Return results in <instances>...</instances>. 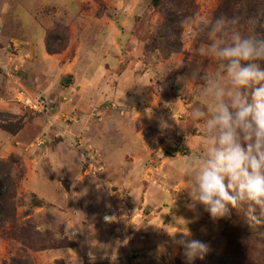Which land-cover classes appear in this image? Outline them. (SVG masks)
Listing matches in <instances>:
<instances>
[{
	"label": "rangeland",
	"instance_id": "rangeland-1",
	"mask_svg": "<svg viewBox=\"0 0 264 264\" xmlns=\"http://www.w3.org/2000/svg\"><path fill=\"white\" fill-rule=\"evenodd\" d=\"M160 1L0 0V31L9 44L7 63L0 65V99L8 104L0 110V130L19 134L23 150L32 151L30 160L45 158L41 169L51 182L36 187L38 171L28 160L0 156L19 162L4 183L12 198L8 212H0V264H44L53 252L62 258L52 264H186L172 242L180 232L209 244L204 259L193 264H264L262 219L252 222L246 210L232 209L213 220L203 207L198 213L186 207L183 165L203 141L202 124L191 117L200 82L177 77L215 65L200 56L201 40L187 27L178 51L167 57L159 49L145 51L170 8L168 0ZM184 2L190 7L184 18H193L194 28L216 16L222 0ZM98 69L104 85L73 107L70 88ZM127 69L147 81L153 105L143 100L140 80L127 78L121 81L130 106L112 99L116 76H128ZM19 89L45 98L48 112L31 114L18 105ZM83 116V130L102 134L100 147L71 136ZM161 120L170 127L162 130ZM50 152L58 162H50ZM36 188L50 191L54 201Z\"/></svg>",
	"mask_w": 264,
	"mask_h": 264
},
{
	"label": "clouds",
	"instance_id": "clouds-1",
	"mask_svg": "<svg viewBox=\"0 0 264 264\" xmlns=\"http://www.w3.org/2000/svg\"><path fill=\"white\" fill-rule=\"evenodd\" d=\"M180 21L193 38L201 40L198 52L215 65L212 71L191 68L177 80L199 81L198 106L191 112L202 124L199 152L183 165L189 185L186 207L198 213L203 207L213 220L246 210L255 223L264 219V35L256 32L254 17L233 13ZM172 119L174 117L172 116ZM162 130L170 125L161 120ZM259 209V218L254 215ZM186 264L203 260L209 244L190 232L173 235Z\"/></svg>",
	"mask_w": 264,
	"mask_h": 264
},
{
	"label": "crops",
	"instance_id": "crops-1",
	"mask_svg": "<svg viewBox=\"0 0 264 264\" xmlns=\"http://www.w3.org/2000/svg\"><path fill=\"white\" fill-rule=\"evenodd\" d=\"M0 37L3 38L5 41V38H4V36H2L1 31H0ZM11 42L14 46H16V45L18 46V44L15 43L14 39L11 40ZM8 46H9L8 42H6V41L3 42L0 39V65H3V63H5V64L7 63L6 58H7ZM41 49H42V46H41ZM19 51L20 52L25 51L24 46L19 47ZM128 71H131V70L127 69L126 72H128ZM102 74L103 73L100 69L92 71V73L88 72L87 77H90L91 80L89 78L85 79V81L81 83L80 87H77V84H78L77 81H76V83H74L73 87L70 88V97L75 102V105L73 104L74 105L73 107L77 108V104L80 105L81 103L87 101L88 93L93 90L92 88L94 86H96V88L98 89V87H101L104 85V80L106 78L103 77ZM94 77L95 78L97 77L98 81H94ZM116 78H117V85L115 86L114 90H112L111 93H112V99H114L115 103H117L118 105L130 106V104H131L129 96L126 94V92H127L126 87L127 86H125L123 84V82L121 81L123 78H127L129 82H131V81L132 82H134V81L138 82V80H140V83L143 84V87H142V89H143V92H142L143 100L145 102H148V104H150V105L151 104L153 105V103L156 102V99L152 98L153 95H152V93H151V91L147 85V81H145L143 78H136L132 71L130 74L128 73V76L121 74L119 76H116ZM76 80H77V78H76ZM92 82H96V84L92 85L91 84ZM75 88H76V90H75ZM17 107H19V106H17ZM5 109L8 110V104L5 101L0 99V110H5ZM86 119H87V117L83 116L81 121L78 122L77 126H74L75 128L71 129V130H73L72 132H70L71 136L80 135L84 139H87L88 141H92L93 143H95V145L97 147H100L101 146V143H100L101 140H100L99 136H102V134H95V132L92 130H89V131L83 130L82 125L86 122ZM77 130H79L81 132H78ZM18 138H19V134H16L15 136H11V135L7 134L6 132L0 130V156L4 157L8 153H16L18 155L23 156L24 162H25V160H28L29 164H31V167L34 169L36 168L35 171H38V172H36L37 173L36 177H34L32 180L34 182V184H36V187H37V185H41V187H42V184L45 185V187H46V184H49L51 182H49L48 180L45 179V176L42 173L41 168H43L42 163H44V162L47 163V161H45L44 157H38V156H36L30 160L28 158V154L31 153L32 151H27V152H26V150L24 151L20 142H18ZM47 156H48L50 162L55 163L56 161L57 162L59 161V158H57L53 152H50V154H47ZM30 162H32V163H30ZM35 171H33V172H35ZM57 180L60 181V179H56L55 181L57 182ZM43 188L44 187H42V189ZM39 190H41V188H39V189L36 188V193L39 194L41 196V198H45V199H49V200L54 201L53 200L54 197L50 191L48 193V192H46V190H44V192L43 191L41 192ZM61 258H62L61 255H58V253L56 254L53 252L52 254H49L47 259L44 258V264H52L53 261H55L57 259H61Z\"/></svg>",
	"mask_w": 264,
	"mask_h": 264
},
{
	"label": "trees",
	"instance_id": "trees-1",
	"mask_svg": "<svg viewBox=\"0 0 264 264\" xmlns=\"http://www.w3.org/2000/svg\"><path fill=\"white\" fill-rule=\"evenodd\" d=\"M170 2V8L166 9L163 13V22L155 30L151 36L149 43L145 46V51L152 49H159L162 52L163 57H167L168 53L180 48L179 38L183 27L180 21L184 19V15L187 14V8L184 0H168ZM154 6L161 4L160 0H152ZM233 13H239L241 15L254 17L256 20V32L260 35H264V0H222L221 5L218 7L217 15L221 14L231 16ZM179 48V49H178ZM264 67V63L261 65ZM17 157L10 156L7 160H0V212H8L9 203L12 196L9 194L8 189L5 187V182L10 181L9 172H11V166L16 162L19 167V162L15 160ZM4 169V170H3ZM19 173H21V168ZM5 178V179H2ZM5 187V188H4ZM257 216L259 217V209ZM264 223V219H262ZM264 231V230H263ZM264 241V233L262 234Z\"/></svg>",
	"mask_w": 264,
	"mask_h": 264
},
{
	"label": "built area",
	"instance_id": "built-area-1",
	"mask_svg": "<svg viewBox=\"0 0 264 264\" xmlns=\"http://www.w3.org/2000/svg\"><path fill=\"white\" fill-rule=\"evenodd\" d=\"M14 100L18 105L29 111L31 114L44 115L49 110V105L45 98L31 97L21 89L15 92Z\"/></svg>",
	"mask_w": 264,
	"mask_h": 264
}]
</instances>
